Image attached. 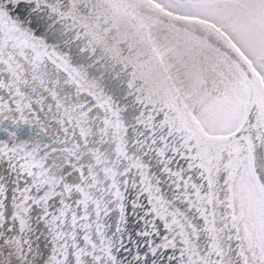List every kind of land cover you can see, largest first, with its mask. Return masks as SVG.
<instances>
[{"label":"snow or ice","instance_id":"1","mask_svg":"<svg viewBox=\"0 0 264 264\" xmlns=\"http://www.w3.org/2000/svg\"><path fill=\"white\" fill-rule=\"evenodd\" d=\"M0 264H264V0H0Z\"/></svg>","mask_w":264,"mask_h":264}]
</instances>
